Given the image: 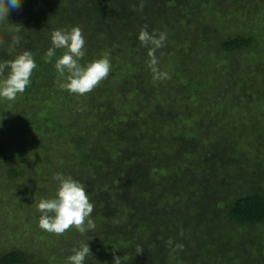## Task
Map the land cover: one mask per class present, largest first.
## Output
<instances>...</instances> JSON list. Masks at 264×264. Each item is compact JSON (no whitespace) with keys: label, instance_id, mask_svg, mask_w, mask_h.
Returning a JSON list of instances; mask_svg holds the SVG:
<instances>
[{"label":"trees","instance_id":"obj_1","mask_svg":"<svg viewBox=\"0 0 264 264\" xmlns=\"http://www.w3.org/2000/svg\"><path fill=\"white\" fill-rule=\"evenodd\" d=\"M157 1L168 4L173 12L177 9L178 13L165 21L167 14L164 15L165 10H156ZM237 2L242 0H41V8L36 1L32 11L28 10L23 30L8 35L9 42L14 35L21 38L23 49H29L37 65L26 88L28 92L33 88L62 89L57 83L55 63L64 50L57 49L48 63L47 50L41 47L44 38L50 37L54 30L80 26L86 41L85 56L80 63L85 65L102 58L104 53L109 54L108 77L120 82L115 94L122 93V100H127L125 93L131 91L129 83L133 80L134 93L143 96L137 97L138 109L119 115L116 103L120 100L109 90L90 94L84 107L102 109L108 116L95 137L91 134L94 130L91 122L78 128L79 120L85 116L88 120L89 116L77 111L78 120L73 116L70 122L65 117L58 127L48 130L60 137H64L65 130L69 131L64 144L73 149L79 171L69 166L63 175L90 184L92 219H107L100 225L98 235L88 236L95 242L88 256L91 263L102 264L100 259L107 255L104 252L115 251L114 255L122 258L121 264H264V139L255 138L251 143L246 139L250 131L231 128L222 131L224 142L217 143L203 138L201 130H196L200 128L197 123L191 128L193 132H187L180 121L191 116L189 99L199 96V91L209 83L190 63L194 57L213 55L214 41L217 50L227 57L243 54L249 58V53L257 54L254 47L260 41L256 37L264 31L259 36L240 32L231 35L226 30L221 34L220 25L211 18L212 12H220L221 16L229 10L231 14L239 13L238 7L233 11ZM46 6L51 11L48 18H42L41 10ZM263 8L264 0H251L248 14L262 12ZM145 25L149 33L165 32L166 39L174 42L171 46L175 49L171 55L174 58L168 57L167 45L155 53L159 62L167 55L166 61L174 68L173 80L163 82L166 88L151 80L153 73L147 64L149 48L138 39ZM191 25L196 27L187 33ZM116 34L123 40L118 45L114 42ZM127 34L131 36L128 43L124 41ZM187 34L193 37L188 38ZM238 64L227 69L228 82L224 86L225 90H232L231 106H237L241 98L247 104L260 106V101H264V65L245 64L248 73L235 76L232 68L240 72ZM239 83L241 90L234 91ZM157 94L167 103L160 102ZM118 118L122 119L117 121ZM60 119L58 116V124ZM169 127L175 131L166 132ZM253 128L250 129L255 130L257 124ZM194 133H199V141ZM253 135L256 136L254 132L250 136ZM201 139L207 140L202 147ZM4 151L5 140L0 137V154ZM19 172L12 168L7 174L13 178ZM184 198L186 202L181 204ZM121 211L129 220L127 224L114 223L113 214ZM114 244L119 247L116 249ZM177 244L183 248H176ZM35 253L12 249L0 254V264H51Z\"/></svg>","mask_w":264,"mask_h":264},{"label":"rangeland","instance_id":"obj_2","mask_svg":"<svg viewBox=\"0 0 264 264\" xmlns=\"http://www.w3.org/2000/svg\"><path fill=\"white\" fill-rule=\"evenodd\" d=\"M36 1L38 3L36 6L41 8V0H23L20 9L10 10L7 17L9 23L0 24V42H2L0 43V62L12 60L23 51H29V49H23L21 40L19 44H14L7 39L8 35L15 31L17 24L20 23V27L23 25L22 22L24 18L26 19L28 10L30 9L32 11L34 2ZM237 3V5H233V11L238 7L239 13L231 14L232 12L229 10L221 16L220 12L216 14L212 12L211 18L216 20L217 24L220 25L218 31L221 34H223L222 31L224 32V30H226L231 35L240 32V34L247 35L253 33L259 36L264 31V8L262 12L258 11L254 14H248L251 0H242V2ZM46 5H49V3ZM49 6L41 10L42 18H48V12L51 11ZM211 6L212 4L204 10V14ZM38 7H35V11L38 10ZM155 8L156 10H165L164 15L167 14L165 21L178 13L177 9L175 10L176 12H173L174 10L168 4H163L162 1H157ZM195 27V25L188 27L187 33L191 31V28L193 31ZM163 28L165 31L167 30L166 27ZM170 29L172 31L175 30L172 28ZM189 34H187L186 37H193ZM212 35L215 36V34ZM130 37V34H127L124 41L127 43L130 42ZM256 38L260 41L258 42V46L254 47L257 54L249 53V58H245L243 54H234L227 57L221 51L217 50V45L214 41L211 46V49L214 51L213 55H208L207 58L203 59L200 56H196V58H193L192 62L190 61L192 65L196 66L198 72L202 74L204 77L203 79H206L209 83L199 91V96H192L189 99L187 105L189 110H191V116H187L189 117L187 121L180 120L181 124H183L182 128L185 131L193 132L191 128L197 123L200 128H196V130H201L200 135L203 138L213 139L217 143L219 141L224 142L222 131L224 129L230 130L231 128L250 131L246 134V139L251 143L256 141L255 138H258V140L260 138L264 139V101H260V106L257 104L251 105L247 104V102L241 98L238 105L232 107L230 104L231 93H229V91L232 90H225L224 87L228 82L229 74L227 73V69L232 66H237L235 64L239 63L238 66H240V72L232 68L235 76H243L248 73L246 68L244 69L243 65L245 64L246 66H257L259 63L262 64V66L264 65V33ZM44 41L41 48L48 50L52 46L51 36L45 37ZM114 42L118 45L120 42H123V40L116 34L114 36ZM173 43L174 42L169 40V38L166 39L164 43V45L169 47L167 52H169L168 57H170V59L174 58V56H171L175 50L171 48ZM175 45L179 47L178 44ZM180 45H183L182 40ZM140 47L141 46H138V48ZM126 56L130 59L129 55ZM166 56H163V59L161 58L162 61L159 62L158 68L161 72H166L168 74L170 77L168 79L173 80L174 68L171 65L172 63L170 64V61L169 63L166 61ZM173 60L174 59L171 61ZM194 62L196 63L194 64ZM7 71L6 69L5 76L7 75ZM0 79H3V77H0ZM117 79L118 78L107 77V79L103 80L92 92L83 96L70 93L65 89H49L44 91L43 89L33 88L29 90V92L25 90L24 93L18 94L15 100L12 101L6 98H0V137L5 140V151L0 154V254L19 248L30 253L36 252L35 255L41 258L46 257L51 264H68V257L71 256L70 252L72 249L79 248L80 244L85 240L84 243L90 245V250L93 248L95 242H92L88 236L94 233L98 235L100 225L104 223V221L106 222L107 219H104V221L99 218L95 220L92 219L93 216L90 215L89 219L93 222L94 228H90L84 235L75 227L66 231L63 235L49 233L39 227V218L42 215L38 210L40 200L42 198L48 199L55 197L58 190V181L54 179V176L57 173H66L70 169L69 166L79 171L78 161L73 158L75 155H73V149H70L69 144H64V141L67 139L66 135L69 131L65 130L63 132L64 137H60L57 135V132H49L48 130L58 127L65 117L69 119L70 122L73 116L74 119L78 120L80 117L78 113H80L82 115L86 114L89 117L88 120H86L87 116L83 118L84 120H79L80 127L78 128L80 129L85 126L87 121L91 122V126H93L92 129H94L91 134L95 137L97 130L104 125V120L107 119L108 116L105 115L106 111L102 109L95 110L94 108L84 106H87L85 99L90 94L93 95L97 91L103 92L104 90H109L116 100H120L116 103V110L119 115L138 109L136 107V100H139L138 98L141 97L143 98V96L140 94L138 95L137 92L134 93L132 89L134 86L133 80L129 83L132 92L125 93L127 100L123 101L122 98L124 96L122 93L115 94L120 84ZM151 80L154 81L153 83L155 85L162 83V86H164L163 82L167 79ZM164 87L166 88V86ZM159 88L161 87L159 86ZM238 88L241 90L240 83L234 86V91ZM157 97L160 102L167 103V101H163V97H160L159 94H157ZM128 102L130 103L128 104ZM45 111H47L46 114L44 113ZM76 111L78 113H75ZM96 115H98V118ZM58 116L61 117L59 124L57 120ZM49 119L51 120L47 121ZM74 119L72 123H74ZM120 119L122 118H118L117 121ZM256 124L257 128L253 130ZM75 126H78V124L75 123ZM251 127L253 129H250ZM87 129H85L84 132L90 135ZM170 129L175 131L173 127H169V130L165 131L169 132ZM253 132L256 136H250ZM200 135L199 133L193 134L198 141L200 140ZM201 141H203V139H201ZM204 141L199 143L200 147H202L203 143L205 144ZM248 156L249 159H251L253 154L250 152ZM12 168H16V170H20V172L13 178H9L7 172ZM190 175L194 176L191 173ZM79 182L85 185L90 202L92 203L93 196L90 193L92 186L87 184L84 180H80ZM126 195L128 194L126 193ZM185 202L186 200L184 198L181 204ZM115 213L113 214L115 215V224L120 225L123 223L127 224V221L129 222L124 211L117 212V214ZM131 220L133 221L132 218ZM114 247L117 249L119 246L114 244ZM104 253H107V255L104 257V260L100 259L101 263L114 264L113 256H115L114 253L116 252H109V254L108 252ZM93 263V261L92 263L90 262L88 256L83 262V264ZM185 263L188 264V262Z\"/></svg>","mask_w":264,"mask_h":264},{"label":"clouds","instance_id":"obj_3","mask_svg":"<svg viewBox=\"0 0 264 264\" xmlns=\"http://www.w3.org/2000/svg\"><path fill=\"white\" fill-rule=\"evenodd\" d=\"M22 2L23 0H0V24L9 23L7 17L10 10L20 9ZM143 6L141 3V10ZM15 30L19 32L23 29L16 26ZM166 38L165 32L149 33L146 25L139 31V41L149 48L147 64L153 73L154 80L170 78L166 72L159 70V60L155 55L156 51L164 46ZM20 39L18 35L12 37L14 44H19ZM51 40L53 47L46 52V62H51L57 49L64 50L55 63L58 74L57 83L60 88L83 96L92 92L109 76L111 62L107 53H104L102 58L94 59L85 65L80 63L85 56L86 43L83 29L80 26L73 27L71 30H54L51 33ZM36 67L30 51H23L12 60L0 62V77H3L0 79V98L12 101L18 94L24 93L31 83L30 78ZM6 69L8 71L5 76ZM54 179L58 181L55 197L42 198L38 204V210L42 213L39 218V227L57 235H63L75 227L82 235L86 234L90 228H94L93 222L89 219L94 211V205L90 202L85 185L71 176H64L60 173H57ZM169 243L171 244V241ZM137 247L139 249V246ZM176 248L182 249L183 245L177 244ZM72 252L73 254L68 257V264H83L85 258L91 255L88 243H82L79 248H73ZM141 252L142 249H139L138 253ZM113 261L114 264H121L122 258L113 256Z\"/></svg>","mask_w":264,"mask_h":264}]
</instances>
